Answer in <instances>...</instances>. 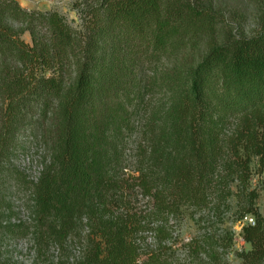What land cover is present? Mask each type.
<instances>
[{"label": "trees", "instance_id": "trees-1", "mask_svg": "<svg viewBox=\"0 0 264 264\" xmlns=\"http://www.w3.org/2000/svg\"><path fill=\"white\" fill-rule=\"evenodd\" d=\"M75 8L79 28L56 10L0 0V174L20 133L39 124L51 154L29 187L38 241L81 238L74 264H179L172 219H219L235 198L238 218L254 219L240 264H264L251 167L256 158L264 174V2L251 35L224 34L202 0ZM203 246L191 239L187 254Z\"/></svg>", "mask_w": 264, "mask_h": 264}, {"label": "rangeland", "instance_id": "rangeland-1", "mask_svg": "<svg viewBox=\"0 0 264 264\" xmlns=\"http://www.w3.org/2000/svg\"><path fill=\"white\" fill-rule=\"evenodd\" d=\"M28 10L53 11L63 14L74 27H80V17L76 0H17ZM79 2L82 0H78ZM212 5L220 14L222 30L226 35L231 33L251 35L258 29V14L264 0H202ZM23 38L31 42L29 32ZM32 123L28 130H23L18 143L9 157L8 167L0 174V260L5 264H74L82 251V240L70 239L62 246L58 243H43L34 235L36 226L33 215V198L29 187L35 182L49 161L51 154L45 139L38 135ZM50 124L49 127H52ZM134 151L126 156L127 166H135ZM252 188L259 193L258 207L264 215V174L258 172L257 159L252 162ZM125 172H128L126 169ZM142 196L131 197L134 207L145 205ZM229 206L222 209L221 218L206 217L204 222H197L198 217L183 214L172 219L169 224L172 235L168 246L174 248V257L179 264H240L239 253L250 249V244L243 239V226L248 221L238 218L236 201L232 198ZM250 217V216H249ZM232 236V245L227 247ZM84 237V234H83ZM191 239L204 244L200 257L187 253L186 243ZM39 243V245L37 244ZM147 247L154 244L149 237ZM215 250L217 262L210 261L208 251Z\"/></svg>", "mask_w": 264, "mask_h": 264}, {"label": "built area", "instance_id": "built-area-1", "mask_svg": "<svg viewBox=\"0 0 264 264\" xmlns=\"http://www.w3.org/2000/svg\"><path fill=\"white\" fill-rule=\"evenodd\" d=\"M245 220H247L251 224H254V219L252 217H245Z\"/></svg>", "mask_w": 264, "mask_h": 264}]
</instances>
